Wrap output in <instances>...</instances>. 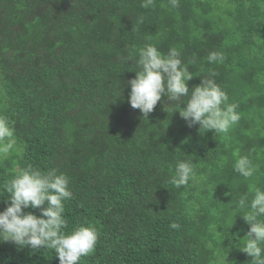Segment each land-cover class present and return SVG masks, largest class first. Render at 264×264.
Segmentation results:
<instances>
[{
  "label": "trees",
  "instance_id": "1",
  "mask_svg": "<svg viewBox=\"0 0 264 264\" xmlns=\"http://www.w3.org/2000/svg\"><path fill=\"white\" fill-rule=\"evenodd\" d=\"M142 2L0 0V115L18 148L0 159V182L28 164L68 176V230L99 233L80 264H250L236 201L264 188V0ZM145 44L175 47L185 64L195 57L189 89L214 71L238 124L220 134L188 127L166 97L147 118L132 109L127 82ZM213 51L222 63L207 62ZM237 153L258 166L251 178L234 171ZM178 160L195 165L196 182H168ZM0 264L59 261L4 242Z\"/></svg>",
  "mask_w": 264,
  "mask_h": 264
},
{
  "label": "clouds",
  "instance_id": "2",
  "mask_svg": "<svg viewBox=\"0 0 264 264\" xmlns=\"http://www.w3.org/2000/svg\"><path fill=\"white\" fill-rule=\"evenodd\" d=\"M154 3L155 0H143L141 7L148 9ZM169 3L173 8L179 6V0ZM180 57L181 52L175 47L166 54L154 44L139 49L136 60L139 70L127 82L131 108L147 118L162 97H166L169 105L180 108L179 116L188 127L199 125V130L205 132L227 133L241 119L238 104L229 102L227 93L214 79L217 75L214 71L189 89L187 82L193 79L189 64H195L196 59L193 57L185 64ZM224 59V54L217 51L206 57L209 64L222 63ZM122 91H118L120 96ZM14 150L18 151L15 129L7 116L0 115V159ZM237 156L234 171L245 179L251 178L258 166L247 155L237 153ZM196 181L195 165L190 160H178L168 182L180 188ZM69 183L68 176L58 169L41 170L31 164L18 167L15 175L0 182V197L6 194L7 204L0 211V243L11 242L17 249L29 248L33 253L53 250L59 264H80L83 257L91 255L99 238L96 227L80 224L68 230L65 212L66 202L72 199ZM236 207L243 210L242 218L249 225L240 251L251 258L250 264H264V188L255 187L251 196L240 195ZM28 209L38 210L39 215ZM169 227L178 230L180 225L173 222Z\"/></svg>",
  "mask_w": 264,
  "mask_h": 264
}]
</instances>
